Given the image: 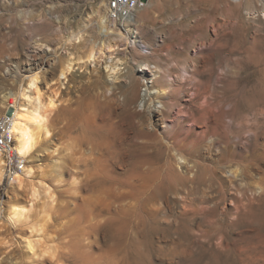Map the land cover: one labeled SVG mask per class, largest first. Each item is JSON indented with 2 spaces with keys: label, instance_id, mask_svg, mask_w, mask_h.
Returning <instances> with one entry per match:
<instances>
[{
  "label": "rangeland",
  "instance_id": "obj_1",
  "mask_svg": "<svg viewBox=\"0 0 264 264\" xmlns=\"http://www.w3.org/2000/svg\"><path fill=\"white\" fill-rule=\"evenodd\" d=\"M102 1L0 0V116L32 72L42 76L41 85L48 93L58 88L59 104L47 120L52 135L41 137L33 157L32 184L37 194L0 185V264H48L59 244L57 230L68 220L64 210H70L71 196L76 192L88 198L90 191L76 189L78 134L55 116L71 100L97 94L101 95L97 121L104 138L122 128L121 134L129 138L127 145L150 162L173 157L167 141H201L184 153L200 166L193 175L179 168L182 175L167 192L168 224L163 226L168 229L159 233L163 249L146 251L157 241L158 231L151 226L150 232L146 223L136 234L133 264H264V0H146L133 21L115 23L133 41L125 53L109 54L97 65L76 64L63 83L54 84L60 61L86 53L89 37L98 29L95 8ZM101 13L106 14L104 5ZM79 32L85 34L81 40L74 38ZM147 42L157 48L147 49ZM117 59L120 69L113 73L110 65ZM196 65L201 70L196 80L202 94L192 104L206 124L185 121L175 140L160 129L147 137L142 132L148 115L143 108L153 91L148 86L154 71L171 69L177 87ZM109 88L120 100L105 97ZM185 95L175 98L185 102ZM153 102H148L151 107H161ZM169 122L175 124L172 118ZM208 123L210 133L203 134ZM147 138L150 143L144 144ZM222 141H230L234 156L256 158L245 176L232 175V182L226 170L234 156L224 155ZM15 205L29 208L17 222L10 215ZM180 214L183 225L174 220Z\"/></svg>",
  "mask_w": 264,
  "mask_h": 264
},
{
  "label": "bare ground",
  "instance_id": "obj_2",
  "mask_svg": "<svg viewBox=\"0 0 264 264\" xmlns=\"http://www.w3.org/2000/svg\"><path fill=\"white\" fill-rule=\"evenodd\" d=\"M102 5L107 10L105 0L95 8L98 17V29L89 37L90 44L86 53L76 58L71 57L60 61L58 68L56 67L58 69L57 76L52 81L54 84L63 83L62 81L66 80L75 70L76 64H79L80 67L89 63L97 65L102 60L107 59L109 54L125 53L133 42L128 32L117 30L115 23L109 19L107 13L104 15L101 13ZM106 17L109 22L106 21ZM84 35L79 32L78 36L74 37L73 35V37L81 40ZM214 36L216 35L214 34ZM135 43L136 40L134 41L136 47ZM144 46L152 49L157 48L155 44L148 42ZM168 47L171 48L172 44H168ZM110 58L112 57L110 56ZM119 60L117 59L115 65H110L113 73L120 69ZM197 63L199 62L197 61ZM146 65L151 67L149 63H146ZM155 67L160 66L155 65ZM156 70L154 74L152 73L155 78L148 86V89L153 91L148 94L149 98L148 100L146 98L144 103L143 110L148 115L142 132H145L146 136L148 134L151 136L160 129L165 137L171 134L175 140L178 138L179 132L181 133L185 129V121L189 120L195 124L202 120L199 109H195L197 105L194 107L192 104L200 98L201 83L196 80V75H200L201 70L196 65L189 72V75L184 77L183 84H179L177 87H175L177 78L172 77L171 69H165L163 72H159V70L157 72ZM42 81V76L38 72L28 74L25 86L20 88L18 94L9 100L14 106L11 132L16 139V149L25 159V164L10 177L6 171V163L0 153V185L6 183L11 188L28 189L31 191L32 196H35L38 192L37 187L32 184L33 176L36 173L35 166L32 164L33 157L41 143V137L52 135L47 120L49 114L53 113L59 106L58 88L48 93L49 91L47 90V92L42 87ZM187 90L189 91L186 93ZM104 94L107 99L114 100L116 97L120 100V97L112 88L106 90ZM178 94L183 96L186 94L185 102L175 98ZM100 98V94L79 97L76 100H71L66 106H61L58 114L54 115L57 122H62L65 126L74 128L78 134L76 143L79 148L76 149V153L79 155L76 158L78 162L76 164L77 170L74 171L77 180L76 189L80 192L90 191V194L88 198H85L75 192L71 196L73 202L70 205V210L68 208L63 209L65 211L64 216L68 220L63 222L62 227L57 230L59 244L47 261L48 264H133L135 248L137 249L136 234L147 225L146 223H148L147 226L150 232L152 228L158 230L157 241L153 243L152 248L146 249V251H152L153 249V251L160 252L163 246L160 244L162 241L159 240L161 237L159 233L160 235L164 234L166 228L168 229V227L163 226L168 222L165 215V207L168 206L167 192L173 187L171 184L175 178H180L179 176L182 175L179 168L185 167L187 173L191 175L200 166L199 162L190 160L184 153L188 148H197L196 146L201 141H167L174 151L173 157L163 163H154L150 162L145 155H142L143 153L136 154L135 150L127 145L125 141H128L129 138L127 139V136H124L125 134H121L122 128H120V132L116 129L113 131L111 138L105 139L103 136L104 129L97 121V106ZM139 98L141 99V91L138 90ZM156 100L161 107L156 106L153 108L151 107L152 104L149 105L152 101L155 105ZM200 105L202 104L200 103ZM208 113L203 114V119L208 117L206 115ZM171 118L175 122V124L173 123L174 126L169 122ZM114 123L116 124V122ZM210 124H207V128H211L208 126ZM209 128L207 131L205 129L203 134L210 133ZM149 138H147V142L143 141L144 144L149 142ZM210 140H212V137ZM206 142L210 145L214 141ZM222 142L225 143V147H223L224 155L227 152L232 155L235 150L233 147L234 152L230 149L232 145H230V141ZM233 156L234 154L230 157ZM229 158L228 160H230ZM255 160L256 158L249 160L242 153L236 154L233 162H230L232 164L231 168L226 170V176H231L227 180L232 182L233 177L246 174L249 171V166L253 165ZM258 188H263V186L260 185ZM11 209V219L16 221L29 208L25 205H15ZM146 215H150L147 222ZM181 216L182 214L174 219L176 224H184ZM251 263L253 264L252 261Z\"/></svg>",
  "mask_w": 264,
  "mask_h": 264
},
{
  "label": "built area",
  "instance_id": "obj_3",
  "mask_svg": "<svg viewBox=\"0 0 264 264\" xmlns=\"http://www.w3.org/2000/svg\"><path fill=\"white\" fill-rule=\"evenodd\" d=\"M106 13L114 23L122 24L134 19L138 9L146 5V0H107ZM14 106L9 102L5 113L0 116V153L6 163L8 176L20 170L25 159L15 146V136L12 134Z\"/></svg>",
  "mask_w": 264,
  "mask_h": 264
}]
</instances>
